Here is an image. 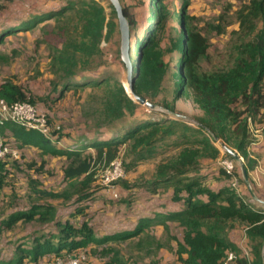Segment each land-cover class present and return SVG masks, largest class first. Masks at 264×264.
<instances>
[{
    "label": "trees",
    "instance_id": "16d2710c",
    "mask_svg": "<svg viewBox=\"0 0 264 264\" xmlns=\"http://www.w3.org/2000/svg\"><path fill=\"white\" fill-rule=\"evenodd\" d=\"M14 3V0H0V12L4 11L7 5ZM110 6L116 14L114 6L111 3ZM122 8L130 26V52L133 51L135 55H139L140 51L142 53L139 58L135 57L134 60L133 74L137 72V77L133 80L135 94L144 98L147 96L155 98L158 92L154 88V84L161 83L162 78L168 74L174 83L173 100L178 99L176 90L178 91L180 84H183L184 91L191 94L193 101L204 112L205 118L200 121L197 128L190 130L191 128L182 122L175 120L167 122L169 120L167 114H162L160 117L161 113L159 114L154 108H151L150 115L146 119L133 121L124 130L117 133L116 137L100 131L96 135L88 137L86 141L81 140L83 147L78 149L75 146L76 148L74 147L72 151H70L72 146H68V143L64 142V147L69 149L63 153L67 156V162L63 167L67 186L83 177L82 184L84 185L78 189L79 192L73 194L77 195L75 200L79 204L73 213L77 215H81L85 209H88L87 207L94 199L92 194L100 191L106 193L104 187L93 190L90 188L89 182L92 181L94 175L93 166L110 165L120 157L123 150L122 145L130 139H136V136L142 132L145 133L139 136L141 142L139 141L138 144L141 145V152L136 160L150 156L156 144L172 135L176 127H181L195 133L206 132L212 136L213 140L222 138L231 144L239 156L246 159L253 167L255 161L251 160L248 154V148L254 141L251 137V126L261 129L264 124V0H251L237 11L238 32L242 38H239L234 54L229 56L226 66L222 68L199 71V61L210 57V38L200 30H187V42L182 38L184 63L183 65L180 63L177 68L180 79H177L175 69L164 62L163 55L165 53L158 49L159 36L167 19L177 17L176 19L183 26L187 16L185 18L181 14L175 16L172 11H168V6L163 3V0H156V14L151 15L150 13L141 22L128 6L122 5ZM182 9L183 7L180 11ZM67 11H71L79 17L85 38L92 37V34L96 37L102 34L105 18L103 8L98 3L89 0H66V3L60 7L37 9L16 17L10 15L0 18V44L4 43L10 35H16L15 33L20 30L33 29L44 20L58 19ZM259 25H261L260 29H258ZM141 26L143 27L141 28ZM220 27V24L216 25L210 21L205 23V31L211 35L222 33L223 28ZM108 35H110V27ZM132 35L134 39L131 42ZM68 79L63 81L62 90L59 92L57 89L53 90L56 97H61L62 91L71 86L83 85L79 84L75 77L71 80ZM92 79L94 83L90 80L84 84L91 83L90 85L97 86L100 83L97 76ZM29 92L30 90L25 87L8 81L0 83V99L5 100L8 104L22 101L32 103ZM121 93L130 104L128 107H139L138 102L125 95L123 88ZM153 105L155 106V104ZM162 105L163 108H168L166 102ZM43 113L46 114L48 122L51 124L52 115L48 112ZM9 126L17 133V139L23 146L33 143L41 146L45 143L50 145L52 141L61 143L64 137L61 128L54 127L49 136H44L36 130H27L13 123H7L2 128L7 129ZM1 136L6 140L4 131H1ZM202 143L208 147L212 156L218 153L219 150L216 147L210 146L205 141ZM49 151L53 154L58 153L53 149H49ZM226 154L234 158L228 151ZM196 162L194 157H189V166L186 167H182L180 163L174 167H171L170 164L159 166L151 187L145 190L146 193L140 192L137 196L138 200H133L132 196H128L129 194H123V190L128 192L125 187H122V190L119 189V185L118 188L116 186V197L108 196L111 201L120 198L118 202L114 201L113 203L117 213H121L125 217L131 216L132 212L136 211L137 201H139V206L143 205V200L148 202L146 208L149 214L140 213L139 216L143 220L141 219L135 228L112 232L98 238L88 220L83 221L79 227L66 221L61 224L57 246L53 248L51 240L46 238L42 244L35 245L33 256L36 257L52 250L59 254L63 249H67L63 254L65 255L75 249H83L91 242H96L99 245L103 244L99 251L101 257L104 258L103 264H123L117 256L106 258L107 253L111 250L110 247L104 245L112 240L134 237L148 229L151 222H159L165 225L175 223L181 228L183 240H177L176 237L174 239L177 242L178 260L182 264H223L229 253H233L228 250H235L233 241L222 234L223 226H226L228 222L238 220L245 226L246 233L253 244L254 260L251 264H264V211H256L251 208L243 199L242 194L238 193L237 190L240 187L234 188L231 185L232 176L227 175L224 171L226 178L220 179L217 183L226 182L225 185H206L205 181L216 175L209 171L202 173L201 176L194 175L185 178L188 177L185 176L188 173H198L200 166ZM130 165L128 164V166ZM245 171L248 176L249 167L245 166ZM227 178L228 180H226ZM40 193L50 197L63 196L67 199L73 197H68L62 192L40 191ZM141 199L142 201H140ZM87 201L89 203H85ZM122 206L123 208L120 209L119 207ZM103 207V205L99 208L96 207L93 213ZM144 220L145 224H143ZM150 229L148 230L149 234L153 228ZM83 250L89 254L86 249ZM184 254L187 255L185 259L183 258ZM240 262L248 264L246 260Z\"/></svg>",
    "mask_w": 264,
    "mask_h": 264
},
{
    "label": "rangeland",
    "instance_id": "374dc122",
    "mask_svg": "<svg viewBox=\"0 0 264 264\" xmlns=\"http://www.w3.org/2000/svg\"><path fill=\"white\" fill-rule=\"evenodd\" d=\"M89 1L98 3L104 12L103 31L97 37L92 34L93 38H85L79 17L71 11H67L58 19L44 20L33 29L20 30L15 33L16 35H10L4 43L0 44V83L8 81L30 90L28 94L31 102L35 106L37 104L39 111L41 109L38 104L44 102L52 114L51 124L53 127L61 128V131L64 132L63 140L68 143V146H72L70 151L75 146L78 149L82 148L81 140L86 141L88 137L94 136L100 131L116 137L117 133H120L133 121L146 119L152 110L147 105L140 103H138V108L128 107L130 104L121 93L123 88L125 95L129 96L126 84L127 66L121 56L117 16L110 6L109 0ZM250 1L163 0V3L168 6V11H172L175 16L180 14L184 18L187 16L183 26L176 19L177 17L167 19L159 36L158 49L165 53L163 55L164 62L175 69L177 79H180L177 68L180 63L183 65L185 59L182 51V38L187 42V30H200L210 38V57L199 61V71H212L226 66L229 56L235 52L236 43L239 42V38H242L238 32L236 13ZM14 2L13 5H7V8L0 12V18L10 15L16 17L37 9L60 7L66 3V0H14ZM120 2L121 5L128 6L140 22L150 13L151 15L156 14V0H120ZM181 7L183 9L180 11ZM206 21L216 25L220 24L223 32L212 35L207 33L205 31ZM138 26L140 27V24ZM109 27L110 35H108ZM260 28L261 25L258 26V29ZM133 39L132 35L131 42ZM128 53L131 56V64L134 66L135 57L139 58L142 53L140 51L139 55H135L133 51L130 52V46ZM95 76L99 78L100 82L97 86H92L91 83L84 84L90 80L94 83L92 77ZM74 77L79 84L83 85L71 86L62 91L61 97H56L53 90L57 89L59 92L63 88V81L68 78L71 80ZM136 77L137 72L133 74V80ZM154 88L158 92L157 96L155 98L147 96L146 99L155 104L154 110L161 113L160 117L162 114L168 115L167 122H173V120L182 122L192 130L198 127L201 120H204V112L193 101L191 94L184 91L183 84H180L178 91L176 90L178 99L173 100L174 83L168 74L162 78L161 83H155ZM129 98L132 99L130 96ZM165 102L171 111L167 107L163 108L162 104ZM263 126L264 124L259 132L261 134H264ZM8 128L11 129L10 126ZM4 130L1 128V131ZM143 133L145 132L122 145L123 150L118 159L124 166L125 175L114 184L117 188L119 185L122 190V187H125L128 196H132L133 200H138L139 193L151 187L159 166L170 164L171 167H174L181 164L182 167H186L189 166V157H194L200 169L198 173H188L185 175L188 177L185 178L194 175L201 176L202 173L209 171L216 175L211 181H205V183L212 185L214 182L226 178L224 172L217 165V159L231 158L226 154L227 149L237 153L233 146L222 138L213 140L212 136L206 132L195 133L176 127L172 135L156 144L150 156L136 160L141 152V145H138L141 142L139 136ZM251 133L253 140L258 138L255 132L251 131ZM202 141L216 147L219 150L218 153L212 156L213 154ZM45 145L49 144L45 143ZM63 148L65 147L63 146ZM256 148L253 150L248 148L249 158L255 161L253 167L246 159H235L236 176L240 187L237 191L242 194L243 187L245 191H250L251 193L246 194L243 199L254 210L264 211V207H262L264 206V150ZM67 150L69 151L66 148ZM128 164L131 165L128 166ZM245 166L249 167L247 181L243 180L242 169ZM108 167L109 165L106 164L93 166L94 175L92 181L89 182L92 190L104 187L102 185L103 176ZM82 178L69 184L61 192L68 197L73 196L84 185ZM101 199L104 198L101 197ZM119 200L120 198L114 199L115 202ZM114 201H109V203L113 205ZM97 202H100V199H96ZM78 205L73 204L63 209L66 213L65 219H68L71 216L70 213L77 210ZM88 215L87 212L81 213L84 218ZM132 218L133 216L130 215L123 220L116 218L113 226L117 227V222H124L120 227L129 229L128 225ZM157 225L152 236L148 232H143L132 238L109 241V244L105 246L110 247L111 251L107 253L106 258L117 256L123 264H182L178 260L174 239L176 237L183 240L181 228L175 223H172L170 228L163 223ZM135 227L132 226L130 229ZM222 234L232 240L235 245V250H228V252L234 253L235 258L232 260L225 258L223 264H241L240 261L244 260L248 264L253 262V244L243 224L238 220L228 222L226 226H223ZM92 253L96 254L95 249L92 250ZM186 257L187 255L184 254L183 258Z\"/></svg>",
    "mask_w": 264,
    "mask_h": 264
},
{
    "label": "crops",
    "instance_id": "0c3cea01",
    "mask_svg": "<svg viewBox=\"0 0 264 264\" xmlns=\"http://www.w3.org/2000/svg\"><path fill=\"white\" fill-rule=\"evenodd\" d=\"M38 106L41 109L39 111L37 108L38 113L44 114L43 112H48L51 114L44 102L39 103ZM259 132L256 135L258 138L249 147L251 150L256 147V149L264 150V134ZM4 137L13 147L17 148L19 158L6 159L0 168V264H47L53 257L59 256V254L63 255L67 249H63L59 254L52 250L36 257L33 256V252L35 245L37 243L42 244L46 238L51 240L53 248L56 247L61 224L66 221H69L75 227H79L83 221L88 220L93 226L97 237L101 238L112 232L131 230L130 228L137 226L142 219L139 216L140 213L149 214L146 208L148 202H144L141 199L140 201L143 202V205L139 206V201H137L136 211L132 212L131 216L133 218L128 225L129 229L120 227L124 222H117V227H114L113 222L116 218L123 220L125 216L117 213L114 205L109 203L111 201L110 197L104 191H100L91 195L94 199L90 206L87 207L88 209L84 211L89 214L87 217L84 218L77 214L72 216L74 211L70 213L71 216L68 219H65L66 213L63 209L73 204H78L75 200L77 195L67 199L63 196L50 197L40 193V191L61 192L67 186L63 173L67 158L62 155L66 152V147L63 148L65 140L57 143V146L53 142L50 145L41 146L33 143L32 145L26 144L23 146L17 139V133L8 128L4 130ZM49 149L56 150L58 153L53 154ZM242 171L243 180L247 181L248 176L245 168ZM211 180L212 177L208 178L207 181ZM225 183L214 182L210 186L216 184L225 185ZM123 191V194H128L125 190ZM249 192L245 191L244 187L242 188L243 197ZM141 193H146V191L143 190ZM101 197L104 199H101ZM96 199H100V202L96 203ZM85 203H89V201ZM108 204L110 205L109 207ZM102 205L104 206L102 209L93 213L96 207L99 208ZM119 208L121 209L123 206ZM145 222L144 220L143 224ZM150 224V227L141 233L148 232L150 228H153L151 232L153 234V231L155 232L154 228L158 227L157 224L160 223L151 222ZM171 225L172 223H169L165 226L170 228ZM176 239L179 240L178 238ZM100 246H103V244L99 245L96 242H91L83 248L89 252L93 264H103L104 262V258L99 253L102 249V247L100 249ZM93 249H95L96 254L92 253Z\"/></svg>",
    "mask_w": 264,
    "mask_h": 264
},
{
    "label": "built area",
    "instance_id": "2783aa9c",
    "mask_svg": "<svg viewBox=\"0 0 264 264\" xmlns=\"http://www.w3.org/2000/svg\"><path fill=\"white\" fill-rule=\"evenodd\" d=\"M7 123H13L18 126L24 127L27 130H36L44 136H49L53 125L48 122L46 114H40L37 111V107L28 102H15L8 104L5 100L0 99V164L7 158H19V151L14 148L9 141L7 142L1 136V128ZM56 129H60L55 127ZM260 129H256L251 126V131L258 134ZM239 156V154H238ZM243 159L239 156V160ZM218 167L224 171L227 175L232 176L231 185L234 188H238V179L235 175L236 165L235 159L232 158H218ZM125 175V170L122 162L117 158L106 169L102 185L104 186L107 195H113L116 197V186L114 185L118 180L122 179ZM1 180V173H0ZM235 258L234 253H229L228 260ZM47 264H93L89 254L83 249H75L65 255L55 256L50 259Z\"/></svg>",
    "mask_w": 264,
    "mask_h": 264
},
{
    "label": "water",
    "instance_id": "95a60500",
    "mask_svg": "<svg viewBox=\"0 0 264 264\" xmlns=\"http://www.w3.org/2000/svg\"><path fill=\"white\" fill-rule=\"evenodd\" d=\"M110 3L114 6L118 24H119V32H120V40H121V56L123 61L125 62L127 66V91L129 93V96L135 101L140 104H145L149 108H154L155 106L148 102L146 98L140 97L135 94L134 92V81H133V66L131 64V56L128 53L129 52V46H130V26L129 21L127 17L125 16L123 12V8L121 5L120 0H109ZM227 151L234 157V159L239 160L238 154L231 150L227 149Z\"/></svg>",
    "mask_w": 264,
    "mask_h": 264
}]
</instances>
